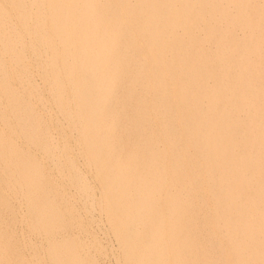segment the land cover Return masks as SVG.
<instances>
[{
    "label": "bare ground",
    "instance_id": "1",
    "mask_svg": "<svg viewBox=\"0 0 264 264\" xmlns=\"http://www.w3.org/2000/svg\"><path fill=\"white\" fill-rule=\"evenodd\" d=\"M0 264H264V0H0Z\"/></svg>",
    "mask_w": 264,
    "mask_h": 264
}]
</instances>
